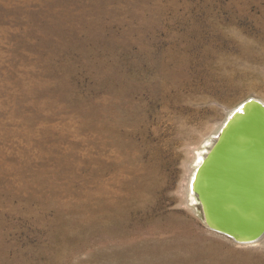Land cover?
I'll return each mask as SVG.
<instances>
[{
	"label": "rangeland",
	"instance_id": "rangeland-1",
	"mask_svg": "<svg viewBox=\"0 0 264 264\" xmlns=\"http://www.w3.org/2000/svg\"><path fill=\"white\" fill-rule=\"evenodd\" d=\"M251 98L264 0H0V264H264L191 193Z\"/></svg>",
	"mask_w": 264,
	"mask_h": 264
},
{
	"label": "water",
	"instance_id": "water-1",
	"mask_svg": "<svg viewBox=\"0 0 264 264\" xmlns=\"http://www.w3.org/2000/svg\"><path fill=\"white\" fill-rule=\"evenodd\" d=\"M244 104L207 149L194 196L210 230L253 244L264 236V102Z\"/></svg>",
	"mask_w": 264,
	"mask_h": 264
},
{
	"label": "bare ground",
	"instance_id": "bare-ground-1",
	"mask_svg": "<svg viewBox=\"0 0 264 264\" xmlns=\"http://www.w3.org/2000/svg\"><path fill=\"white\" fill-rule=\"evenodd\" d=\"M262 101V100H261ZM264 102V101H263ZM244 102L242 104H240L238 107H235L227 116V118L225 119L224 123L219 127V129L217 130L216 133H214L212 136L210 135V137L208 139H206L203 143V146L206 148L205 151H203V153L201 152V155L198 156V161H197V167L195 169V172L193 174V177H192V181H191V193H192V203L193 204H197L199 206V202L197 201L196 197L194 196V190H195V183H196V176H197V173H198V169L200 168L201 164L203 163V161L205 160V154L207 152V149L208 147L212 144L213 140L215 139V137L217 135H219L224 129L225 127L228 125V123L230 122V120L233 118V116L241 111L245 106H244ZM196 165V164H195ZM198 202V203H197ZM216 233V232H215ZM228 238V237H227ZM232 240H234L233 238H231ZM264 240V236L261 237L257 243H259L260 241H263ZM235 241V240H234ZM249 245V244H248Z\"/></svg>",
	"mask_w": 264,
	"mask_h": 264
}]
</instances>
